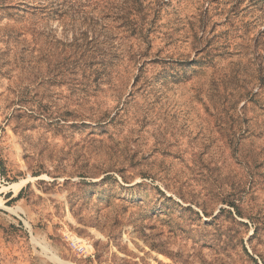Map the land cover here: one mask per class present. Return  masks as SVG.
Returning a JSON list of instances; mask_svg holds the SVG:
<instances>
[{
	"label": "rangeland",
	"instance_id": "obj_1",
	"mask_svg": "<svg viewBox=\"0 0 264 264\" xmlns=\"http://www.w3.org/2000/svg\"><path fill=\"white\" fill-rule=\"evenodd\" d=\"M0 264H264V0H0Z\"/></svg>",
	"mask_w": 264,
	"mask_h": 264
},
{
	"label": "trees",
	"instance_id": "obj_2",
	"mask_svg": "<svg viewBox=\"0 0 264 264\" xmlns=\"http://www.w3.org/2000/svg\"><path fill=\"white\" fill-rule=\"evenodd\" d=\"M22 191H23V189H21V190L19 191V193L16 195V197L11 198L10 201H16V200L20 199V198H21ZM7 197L10 198L11 195L8 194ZM229 205H230L231 207H235L234 204H229Z\"/></svg>",
	"mask_w": 264,
	"mask_h": 264
},
{
	"label": "bare ground",
	"instance_id": "obj_3",
	"mask_svg": "<svg viewBox=\"0 0 264 264\" xmlns=\"http://www.w3.org/2000/svg\"><path fill=\"white\" fill-rule=\"evenodd\" d=\"M9 187H12L13 188V194H16L18 192V190L20 189L21 184H12V185H9Z\"/></svg>",
	"mask_w": 264,
	"mask_h": 264
}]
</instances>
